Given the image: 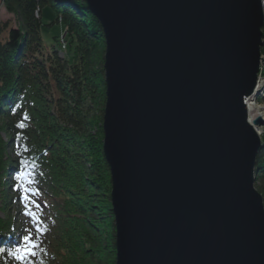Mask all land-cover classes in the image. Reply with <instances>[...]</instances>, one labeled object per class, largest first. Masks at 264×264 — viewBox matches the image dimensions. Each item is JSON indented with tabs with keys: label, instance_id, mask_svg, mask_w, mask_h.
<instances>
[{
	"label": "water",
	"instance_id": "obj_1",
	"mask_svg": "<svg viewBox=\"0 0 264 264\" xmlns=\"http://www.w3.org/2000/svg\"><path fill=\"white\" fill-rule=\"evenodd\" d=\"M103 30L116 264H264L263 149L246 101L262 0H85Z\"/></svg>",
	"mask_w": 264,
	"mask_h": 264
},
{
	"label": "trees",
	"instance_id": "obj_2",
	"mask_svg": "<svg viewBox=\"0 0 264 264\" xmlns=\"http://www.w3.org/2000/svg\"><path fill=\"white\" fill-rule=\"evenodd\" d=\"M1 4L18 26L0 21V264H116L101 25L85 0ZM46 8L55 19L43 25ZM55 25L64 34L47 51L43 27ZM26 236L35 255L19 261L12 252Z\"/></svg>",
	"mask_w": 264,
	"mask_h": 264
},
{
	"label": "rangeland",
	"instance_id": "obj_3",
	"mask_svg": "<svg viewBox=\"0 0 264 264\" xmlns=\"http://www.w3.org/2000/svg\"><path fill=\"white\" fill-rule=\"evenodd\" d=\"M55 19V15L51 9L46 8L43 11V25L50 24ZM0 21L1 22H10L14 27L18 26L17 20L9 15L4 8L2 7L1 0H0ZM64 34V31L62 29V26L55 25L54 27L50 28L47 26L43 27V43L47 51H52V45H55L54 37L62 36ZM59 48V45H58ZM264 83V80H261ZM260 96H264V88L260 94ZM257 103L261 106H264V102L260 103L259 99H257ZM259 131L262 135H264V127L260 128Z\"/></svg>",
	"mask_w": 264,
	"mask_h": 264
},
{
	"label": "bare ground",
	"instance_id": "obj_4",
	"mask_svg": "<svg viewBox=\"0 0 264 264\" xmlns=\"http://www.w3.org/2000/svg\"><path fill=\"white\" fill-rule=\"evenodd\" d=\"M263 88H264V83L261 81L259 83V91L262 92ZM246 105L248 108V112L250 114L251 122H253L258 117L264 118V106L258 104L257 99L255 97H252L248 101H246ZM258 133L260 136L263 137L259 129H258Z\"/></svg>",
	"mask_w": 264,
	"mask_h": 264
},
{
	"label": "snow or ice",
	"instance_id": "obj_5",
	"mask_svg": "<svg viewBox=\"0 0 264 264\" xmlns=\"http://www.w3.org/2000/svg\"><path fill=\"white\" fill-rule=\"evenodd\" d=\"M30 240L31 238L29 236H26L24 238L25 246L21 248H16L12 252V255L14 256L15 259L19 261H24L27 257L35 255V252H33L32 249L35 248L36 245L32 244Z\"/></svg>",
	"mask_w": 264,
	"mask_h": 264
},
{
	"label": "built area",
	"instance_id": "obj_6",
	"mask_svg": "<svg viewBox=\"0 0 264 264\" xmlns=\"http://www.w3.org/2000/svg\"><path fill=\"white\" fill-rule=\"evenodd\" d=\"M262 4H263V9H264V0H262ZM63 49H65V47H63ZM264 57V56H263ZM262 78V77H261Z\"/></svg>",
	"mask_w": 264,
	"mask_h": 264
},
{
	"label": "clouds",
	"instance_id": "obj_7",
	"mask_svg": "<svg viewBox=\"0 0 264 264\" xmlns=\"http://www.w3.org/2000/svg\"><path fill=\"white\" fill-rule=\"evenodd\" d=\"M263 80V79H262Z\"/></svg>",
	"mask_w": 264,
	"mask_h": 264
}]
</instances>
